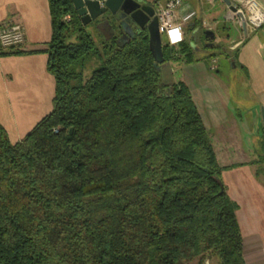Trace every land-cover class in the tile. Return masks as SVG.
<instances>
[{
  "label": "trees",
  "instance_id": "16d2710c",
  "mask_svg": "<svg viewBox=\"0 0 264 264\" xmlns=\"http://www.w3.org/2000/svg\"><path fill=\"white\" fill-rule=\"evenodd\" d=\"M48 2L52 110L15 143L0 124V264H246L208 131L147 30L94 23L96 41L70 0ZM161 40L163 63L216 55Z\"/></svg>",
  "mask_w": 264,
  "mask_h": 264
},
{
  "label": "crops",
  "instance_id": "0c3cea01",
  "mask_svg": "<svg viewBox=\"0 0 264 264\" xmlns=\"http://www.w3.org/2000/svg\"><path fill=\"white\" fill-rule=\"evenodd\" d=\"M143 1L158 4L165 0ZM209 1L211 4L217 1L225 11L224 19L228 18L230 10L223 0ZM231 2L237 4L238 0ZM183 3L178 18L193 10L195 16L190 20H199L195 9L184 0ZM204 19L209 22L203 14L201 20ZM210 21L212 25L218 23L217 19ZM2 22L22 24L24 42L15 48L27 51L0 55V124L10 142L15 143L52 110L55 80L47 71L48 57L42 51L51 36L49 2L0 0V24ZM185 24L182 27L183 38ZM210 25L208 28L211 30ZM231 27L238 38L230 37L233 43L227 49L237 53L235 59L229 56L227 60L245 71L253 98L231 94L228 83L216 74V56L209 58L210 65H207V60L182 63L179 80L189 89L217 161L223 167L221 178L225 190L237 205L236 217L242 234L245 263L264 264V166L259 167L264 162V155L258 151L264 149L261 117L264 110V26L253 31L247 29V35L242 31L240 19ZM250 35L255 39L257 35L259 43L247 45ZM247 222L253 230L242 231L241 227L246 228Z\"/></svg>",
  "mask_w": 264,
  "mask_h": 264
},
{
  "label": "rangeland",
  "instance_id": "374dc122",
  "mask_svg": "<svg viewBox=\"0 0 264 264\" xmlns=\"http://www.w3.org/2000/svg\"><path fill=\"white\" fill-rule=\"evenodd\" d=\"M184 1L185 3L190 5L193 9H195L199 17V20L194 19V20H190L186 24L184 23L185 24L184 39L194 43L196 48L195 55L197 57H204L210 51L215 52L216 53L215 56L217 57V61H218L216 63L218 66L216 74L218 75L219 78L223 79L225 82L228 83L231 94H242L244 98H248V99L253 98V94H252L253 92L250 87V82L249 81L247 82L248 76L246 75L245 71L242 70L240 66L234 67V65H232V62H229L227 60L229 56L231 57V59L232 58L235 59V55L237 53L236 50L227 49V47L233 43V41H230L229 38L232 36L233 38H235V40H237L238 38L234 36L231 27V25H237V20H239L237 14L230 11V13L228 14L229 19L228 18L224 19L225 11L220 7V4L217 1L214 2L213 4H211L209 0H184ZM150 4H153V2ZM203 14L206 16L207 19H209V22L206 21L205 19L204 21L201 20ZM213 19H217L218 23L212 25L210 20ZM208 25L211 26V30H213L215 35V39L213 40V45L216 48L213 49L203 48L204 32L207 29H209ZM87 30L93 35L96 41L100 40V36H98V32L94 28V22L87 24ZM255 37L256 39L251 36L247 41V45L250 46L252 44L259 43L257 41L258 36L256 35ZM161 38L164 39L165 36L162 34ZM182 63L186 64L183 61H179V60H171L162 63L160 65V68L164 80L169 82L173 80H179V78H181L182 76L179 66H181ZM209 63H210L209 59H207V65H210ZM88 73L89 70H86L85 76H88ZM258 151H261L262 155H264V149L262 150L258 149ZM262 166H264V162L260 163L259 165V167ZM247 224L248 226L246 228L241 227L242 231L253 230L249 222H247ZM205 264H214V260Z\"/></svg>",
  "mask_w": 264,
  "mask_h": 264
},
{
  "label": "water",
  "instance_id": "95a60500",
  "mask_svg": "<svg viewBox=\"0 0 264 264\" xmlns=\"http://www.w3.org/2000/svg\"><path fill=\"white\" fill-rule=\"evenodd\" d=\"M83 25L94 22L96 27L106 23L111 27L114 21L120 29L121 37L128 40L133 38L135 30H147L148 47L154 59V67L159 71L164 58L162 54V40L158 28V20L153 4L143 0H70ZM230 11L237 14L240 19L244 35H247V25L243 14L232 4L231 0H223ZM214 33L207 29L204 32L205 46H211ZM262 124H264V110L261 111ZM208 263V260H206Z\"/></svg>",
  "mask_w": 264,
  "mask_h": 264
},
{
  "label": "built area",
  "instance_id": "2783aa9c",
  "mask_svg": "<svg viewBox=\"0 0 264 264\" xmlns=\"http://www.w3.org/2000/svg\"><path fill=\"white\" fill-rule=\"evenodd\" d=\"M235 6L243 14L249 30L264 26V0H238ZM183 7V0H165L154 6L159 32L171 46H176L183 40V24L195 16V12L189 10L178 18V12ZM23 42L24 28L21 23L0 24V47H17Z\"/></svg>",
  "mask_w": 264,
  "mask_h": 264
},
{
  "label": "flooded vegetation",
  "instance_id": "af4514ba",
  "mask_svg": "<svg viewBox=\"0 0 264 264\" xmlns=\"http://www.w3.org/2000/svg\"><path fill=\"white\" fill-rule=\"evenodd\" d=\"M101 26L104 27V26H107V24L103 23V24H101ZM124 40H125V38L120 36L119 41H124Z\"/></svg>",
  "mask_w": 264,
  "mask_h": 264
}]
</instances>
